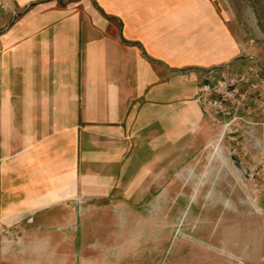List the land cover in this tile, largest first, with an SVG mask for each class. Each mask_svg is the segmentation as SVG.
Listing matches in <instances>:
<instances>
[{
    "label": "crops",
    "instance_id": "1",
    "mask_svg": "<svg viewBox=\"0 0 264 264\" xmlns=\"http://www.w3.org/2000/svg\"><path fill=\"white\" fill-rule=\"evenodd\" d=\"M230 13L216 0H0V264H127L146 182L219 138L206 73L250 58L264 70ZM240 113L264 122L261 102Z\"/></svg>",
    "mask_w": 264,
    "mask_h": 264
},
{
    "label": "rangeland",
    "instance_id": "2",
    "mask_svg": "<svg viewBox=\"0 0 264 264\" xmlns=\"http://www.w3.org/2000/svg\"><path fill=\"white\" fill-rule=\"evenodd\" d=\"M216 2L264 64V0ZM237 142L179 156L176 166L162 165L161 180L146 182L152 196L130 214L127 264H264V128ZM97 221L114 222L106 213ZM132 222H139L135 229Z\"/></svg>",
    "mask_w": 264,
    "mask_h": 264
},
{
    "label": "built area",
    "instance_id": "3",
    "mask_svg": "<svg viewBox=\"0 0 264 264\" xmlns=\"http://www.w3.org/2000/svg\"><path fill=\"white\" fill-rule=\"evenodd\" d=\"M250 60L255 63L236 73L228 72V67L210 70L206 75L214 81L199 88V99L222 126L217 146L223 142L237 145L239 137H252L256 126L264 128V122L253 121L240 113L253 102H261L264 112V70L257 60Z\"/></svg>",
    "mask_w": 264,
    "mask_h": 264
},
{
    "label": "bare ground",
    "instance_id": "4",
    "mask_svg": "<svg viewBox=\"0 0 264 264\" xmlns=\"http://www.w3.org/2000/svg\"><path fill=\"white\" fill-rule=\"evenodd\" d=\"M249 15H250L251 19L253 20V22L256 23L254 13H253V11L251 9L249 10ZM256 24H255V28H256V30H258V27H257Z\"/></svg>",
    "mask_w": 264,
    "mask_h": 264
}]
</instances>
